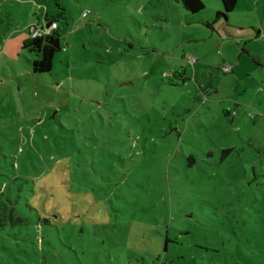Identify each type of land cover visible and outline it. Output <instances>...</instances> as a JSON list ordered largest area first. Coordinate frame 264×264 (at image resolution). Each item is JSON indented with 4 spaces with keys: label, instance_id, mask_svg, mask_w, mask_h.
<instances>
[{
    "label": "rangeland",
    "instance_id": "rangeland-1",
    "mask_svg": "<svg viewBox=\"0 0 264 264\" xmlns=\"http://www.w3.org/2000/svg\"><path fill=\"white\" fill-rule=\"evenodd\" d=\"M201 1L0 0V264H264V0Z\"/></svg>",
    "mask_w": 264,
    "mask_h": 264
},
{
    "label": "trees",
    "instance_id": "trees-1",
    "mask_svg": "<svg viewBox=\"0 0 264 264\" xmlns=\"http://www.w3.org/2000/svg\"><path fill=\"white\" fill-rule=\"evenodd\" d=\"M182 6L190 12H198L204 8L201 0H180ZM221 4V10H217L215 13V19L209 26L212 29V25L218 18H225L228 12L232 11L236 5L237 0H219ZM61 35L57 31H51L50 33L41 35L36 38H30L23 44L31 51L38 55L37 59L32 61V71L34 73H46L51 70L54 54L61 49ZM181 74V72L179 73ZM228 151V150H227ZM226 152V151H224ZM3 192L0 191V226L10 224L11 226L24 225L27 222L26 218H21L14 215V204L11 200L2 198ZM42 221L50 223L49 214L45 213L44 217H40ZM166 242L168 239L165 240Z\"/></svg>",
    "mask_w": 264,
    "mask_h": 264
},
{
    "label": "built area",
    "instance_id": "built-area-1",
    "mask_svg": "<svg viewBox=\"0 0 264 264\" xmlns=\"http://www.w3.org/2000/svg\"><path fill=\"white\" fill-rule=\"evenodd\" d=\"M82 16L86 17L87 16V12H82ZM58 29V22L55 19H47L45 18L43 20V22L41 23H31L27 26V31L29 34L30 38H36L39 37L41 35L50 33L51 31H56ZM65 49V47H63ZM189 61L192 64L194 62V58L192 56H189ZM223 70L224 71H228L229 70V65L228 64H224L223 65Z\"/></svg>",
    "mask_w": 264,
    "mask_h": 264
},
{
    "label": "crops",
    "instance_id": "crops-1",
    "mask_svg": "<svg viewBox=\"0 0 264 264\" xmlns=\"http://www.w3.org/2000/svg\"><path fill=\"white\" fill-rule=\"evenodd\" d=\"M45 16H46V15H45V13H44V15H43V20L46 18ZM47 19H54V18H50V17H48ZM38 21H39V20H37L36 22H38ZM33 22H35V21H33ZM27 24L29 25V24H31V23H30V22H29V23L27 22V23L24 25V28L20 30V38H19V39H20V43H21V44H22V42L24 43L26 40L30 39L29 34H28V31H27V26H28ZM212 30H214L213 27H212ZM15 34H16L15 32L12 33V34H10L11 36L8 38L7 41H9V40L11 39V37H12L13 35H15ZM7 41H6V44L8 43Z\"/></svg>",
    "mask_w": 264,
    "mask_h": 264
}]
</instances>
